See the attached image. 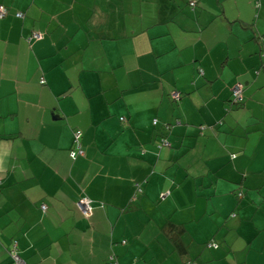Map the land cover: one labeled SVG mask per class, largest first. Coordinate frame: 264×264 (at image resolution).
<instances>
[{"label":"crops","instance_id":"crops-1","mask_svg":"<svg viewBox=\"0 0 264 264\" xmlns=\"http://www.w3.org/2000/svg\"><path fill=\"white\" fill-rule=\"evenodd\" d=\"M0 5V264H264V0Z\"/></svg>","mask_w":264,"mask_h":264},{"label":"trees","instance_id":"trees-1","mask_svg":"<svg viewBox=\"0 0 264 264\" xmlns=\"http://www.w3.org/2000/svg\"><path fill=\"white\" fill-rule=\"evenodd\" d=\"M195 4V2H194ZM194 4H191V5H194ZM0 7H3V5H0ZM6 12L3 14L2 17H0V19L4 18L7 14H8V8L6 6L3 7ZM16 16H22L21 13H16ZM32 36V34L30 35V37ZM32 38H34L32 36ZM28 39V38H27ZM31 39V38H30ZM45 81H44V78L41 77L40 80H39V83L43 84ZM242 96V95H241ZM241 101H237L235 103H232L231 101V104L233 105H238L240 104ZM120 119H124V117H120ZM156 120V119H155ZM157 124V121L155 122ZM154 123V120H153V124ZM165 128H168V125H165ZM79 133V137H76L75 135ZM81 136H82V132L81 130H74L73 132V143H72V146L69 148L68 150V155L69 157L72 159V160H75L77 157H81L83 156V149L81 147ZM164 141H167L168 144H164L163 142ZM167 146H170V141L167 139L166 136H163L161 135L160 138L158 139V143L156 144V148L157 150L162 148V147H167ZM82 152V153H81ZM136 193H139V192H142L143 189L140 185H137L136 184ZM82 198H87L90 202V206H91V212H92V209L94 208V203H93V200L90 199L88 196H86L85 194H81L78 199L76 200V205L77 207L79 208L80 210V207L78 205V202L82 199ZM40 208L42 210V212L46 211V208H47V205L46 203L43 201V203L40 204ZM81 211V210H80ZM82 215L84 217H89L90 214L87 216L85 215L82 211H81ZM163 230L167 232V237L169 238V240L172 242V244L175 246L176 250L178 249L180 251V254L183 255L184 254V251H185V245L184 243L182 242L181 240V235H182V232H183V227L180 226V225H177L175 224L174 222L172 221H167V223L165 225H163ZM207 246L208 247H217V244L216 243H213V242H209L207 243ZM7 251H8V255L10 256V259L12 261L13 264H16V261L14 260L13 258V254H17L26 264H29L20 254V249H19V244H18V240L17 239H13L10 246L7 248ZM111 260H113L114 258V255H110L109 257ZM184 264H197L195 261L193 260H187Z\"/></svg>","mask_w":264,"mask_h":264},{"label":"built area","instance_id":"built-area-1","mask_svg":"<svg viewBox=\"0 0 264 264\" xmlns=\"http://www.w3.org/2000/svg\"><path fill=\"white\" fill-rule=\"evenodd\" d=\"M190 4H194V2H191ZM6 12V10L3 7H0V17L3 16V14ZM40 34L39 33H33V37L35 38H40ZM178 93L177 92H173V97H178ZM231 95H232V103H235L237 101H240L242 96H241V87L240 85L236 84L232 87L231 90ZM156 122V120H154V123ZM76 137H79V133H77L75 135ZM164 144H168L167 141L163 142ZM82 153V152H81ZM78 205L80 207V210L85 214V215H89L91 213V206H90V202L87 198H82L79 202ZM13 258L16 261V264H26L17 254H13Z\"/></svg>","mask_w":264,"mask_h":264},{"label":"rangeland","instance_id":"rangeland-1","mask_svg":"<svg viewBox=\"0 0 264 264\" xmlns=\"http://www.w3.org/2000/svg\"><path fill=\"white\" fill-rule=\"evenodd\" d=\"M223 148H225V147H223ZM263 179V178H262ZM225 180H227L225 177H224V182H225ZM137 185H139V183H137ZM224 186H225V184L223 183V184H221L220 185V189H223L224 188ZM136 189H137V187H136Z\"/></svg>","mask_w":264,"mask_h":264}]
</instances>
